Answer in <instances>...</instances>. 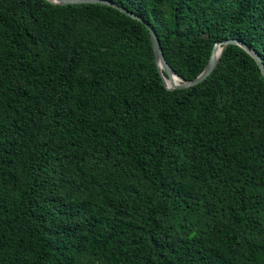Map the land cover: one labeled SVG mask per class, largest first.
<instances>
[{
  "label": "trees",
  "instance_id": "obj_1",
  "mask_svg": "<svg viewBox=\"0 0 264 264\" xmlns=\"http://www.w3.org/2000/svg\"><path fill=\"white\" fill-rule=\"evenodd\" d=\"M110 1L186 79L264 62V0ZM145 22L0 0V264H264V76L168 89Z\"/></svg>",
  "mask_w": 264,
  "mask_h": 264
},
{
  "label": "water",
  "instance_id": "obj_2",
  "mask_svg": "<svg viewBox=\"0 0 264 264\" xmlns=\"http://www.w3.org/2000/svg\"><path fill=\"white\" fill-rule=\"evenodd\" d=\"M53 3H60V4H67V3H104V4H109L112 5L119 10L123 11L124 13L140 19L142 22H145L143 18L138 17L136 14H134L132 11L128 10L127 8L116 4L115 2H112L110 0H49ZM149 29L150 33V38L153 46V51H154V56H155V61L158 67L159 74L163 80V83L166 88L168 89H174V88H185L189 87L191 85H194L202 80H204L210 73L211 71L215 68L217 65L222 50L224 47L229 44V43H235L244 48L257 62L260 71L262 75L264 76V62L262 60V57L259 55V53L251 48L248 44L245 42L237 39V38H227L223 40H216L213 44L210 56L202 68V70L194 77L191 79H186L179 75L173 67L167 62V60L164 57L162 47L158 38V35L156 31L150 26L147 22H145ZM169 79V82L167 81Z\"/></svg>",
  "mask_w": 264,
  "mask_h": 264
},
{
  "label": "bare ground",
  "instance_id": "obj_3",
  "mask_svg": "<svg viewBox=\"0 0 264 264\" xmlns=\"http://www.w3.org/2000/svg\"><path fill=\"white\" fill-rule=\"evenodd\" d=\"M167 81L169 82V79H167Z\"/></svg>",
  "mask_w": 264,
  "mask_h": 264
}]
</instances>
